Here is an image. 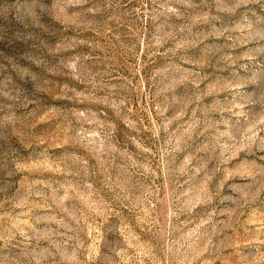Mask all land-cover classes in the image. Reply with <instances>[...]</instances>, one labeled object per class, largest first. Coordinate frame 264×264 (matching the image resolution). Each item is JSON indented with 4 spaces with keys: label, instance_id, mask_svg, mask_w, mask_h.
Wrapping results in <instances>:
<instances>
[{
    "label": "rangeland",
    "instance_id": "obj_1",
    "mask_svg": "<svg viewBox=\"0 0 264 264\" xmlns=\"http://www.w3.org/2000/svg\"><path fill=\"white\" fill-rule=\"evenodd\" d=\"M0 264H264V0H0Z\"/></svg>",
    "mask_w": 264,
    "mask_h": 264
}]
</instances>
